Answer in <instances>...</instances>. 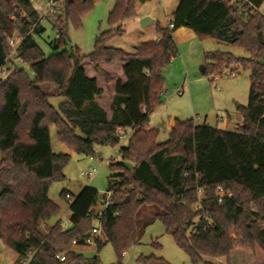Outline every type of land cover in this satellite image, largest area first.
I'll return each mask as SVG.
<instances>
[{
    "label": "trees",
    "instance_id": "16d2710c",
    "mask_svg": "<svg viewBox=\"0 0 264 264\" xmlns=\"http://www.w3.org/2000/svg\"><path fill=\"white\" fill-rule=\"evenodd\" d=\"M138 1L147 0H114L108 24L132 16ZM94 2L61 0L62 13L50 25L56 33L51 43L55 51L44 56L35 38H26L17 54L32 77L18 68L0 80V242L15 252V264H98L96 257L86 259L73 250L89 237L91 209L98 197L94 188L83 187L68 201V227L59 218L48 224L59 213L48 188L64 179L62 169L69 160L68 154L52 152L49 128L55 127L58 142L85 155L92 154L94 144L116 146L129 129L127 145L118 150L121 161L109 164L114 172L108 177L111 204L98 218L100 233L116 255L138 243L136 216L140 209L153 207L154 219L192 264L205 257L223 258L224 264H264V16L251 7L264 6V0H179L171 28L158 27L157 40L137 43L133 53L106 46L122 33L118 25L98 34L92 51L80 55L76 47L65 48L68 27L79 29ZM13 3L34 19L25 0H0V67L9 52L7 37L23 26L9 19ZM179 27L198 39L213 38L248 54L209 52L211 63L203 69L218 75L240 64L249 70L248 101L238 106L241 121L235 131L174 120L168 139L158 143L159 129L147 126L161 102L162 69L177 54L172 33ZM84 59L91 64L122 63L125 81H115L109 119L95 101L101 91L95 78L86 76ZM105 77L107 83L112 81ZM45 84L55 85L64 98L57 108L42 90ZM76 129L84 139L74 136ZM218 188L230 196H218ZM65 192L60 196L65 198ZM233 237L242 244L236 246ZM95 243L97 249L102 245L99 238ZM62 253L64 259L59 260ZM138 261L168 264L154 256Z\"/></svg>",
    "mask_w": 264,
    "mask_h": 264
},
{
    "label": "rangeland",
    "instance_id": "374dc122",
    "mask_svg": "<svg viewBox=\"0 0 264 264\" xmlns=\"http://www.w3.org/2000/svg\"><path fill=\"white\" fill-rule=\"evenodd\" d=\"M178 2L179 0L138 1L132 16L119 24L109 25L107 16L114 5V0H95L91 10L82 16L81 27L79 29L68 27V40L65 48L76 47L80 55H87L92 51L95 37L98 34L108 29H116L119 25L122 33L108 39L105 45L118 48L125 53H133V45L141 41L159 38L157 28L168 26ZM144 18L149 21L145 25H141V20ZM179 29L189 31L191 34L177 39V54L162 69L164 85L161 102L150 114L147 126L159 129L158 143L168 139L170 130L168 125L171 119L178 121L192 119L196 124H203L206 120V124L216 126V128H222L229 123L232 126L231 130L235 131L237 124L241 121L238 106H246L248 101L249 70L240 64H231L218 75L203 73V69L211 63V59L207 56L209 52H227L234 57H247L248 54L238 46L218 42L213 38L198 39L186 27H179L173 33ZM55 37V31L47 23L44 25V31L35 37V42L44 56L55 51L51 45ZM114 61H117V64L108 68L106 64L109 63L91 64L87 59H84L82 67L88 75L93 72L100 81H104L108 85L116 78L119 73L118 67L121 65L120 61ZM22 68L31 78L32 73L28 65H23ZM108 71L112 73H108ZM106 75L111 77V82H106ZM99 85L102 86V84ZM41 88L49 95V103L54 108L64 101V98L58 94L55 85L45 84ZM177 92H181V94L179 95ZM221 116L223 120L219 121ZM173 125L174 121L171 127ZM130 133V130H126L116 146L94 144L92 154L85 155L78 154L65 144L58 142L55 127L49 128L52 152L69 155V160L62 169L64 179L52 181L47 193L48 197L58 205V218L62 222L69 220L68 201L72 200L83 187L89 186L97 191L98 203L94 205V208L96 210L100 208V193L107 190L108 177L114 174L109 164L121 161L118 150L127 145ZM87 172H91L92 175L88 178L81 176V173ZM62 190L69 192L71 198L66 199L60 196ZM155 212L156 209L153 207L140 209L136 216L138 243L124 250L121 257L116 255L110 243L105 242L101 233L92 236V242L89 245L75 248V250H79L86 259L96 257L98 264H115L117 262L120 264H141L138 261L140 256L162 258L168 264H192L185 252L175 244L172 236L164 231L162 223L154 219ZM98 238L102 242L99 249L96 248L95 243ZM233 242L236 246L242 243L234 237ZM155 243L159 246L156 247ZM15 258V252L0 242V264H15ZM207 262L224 264V259L205 257L199 264H207Z\"/></svg>",
    "mask_w": 264,
    "mask_h": 264
},
{
    "label": "built area",
    "instance_id": "2783aa9c",
    "mask_svg": "<svg viewBox=\"0 0 264 264\" xmlns=\"http://www.w3.org/2000/svg\"><path fill=\"white\" fill-rule=\"evenodd\" d=\"M61 0H25V2L31 6L34 11V19L31 18V15L28 11L21 5H15L14 14L9 17L13 22H20L23 26H20L19 29L15 30L13 34L7 37V45L9 52L6 58V62L3 66L0 67V80H5L12 71L22 68L23 65H27L23 62L22 58L17 54L18 48L25 41L26 38H35L37 36L36 31L40 28H44V25L52 24L62 13ZM230 3H233L235 0H227ZM246 2V1H244ZM251 5V4H250ZM253 10L262 16H264V6L256 7L251 5ZM25 25V26H24ZM171 24H168V27L171 28ZM57 40V39H56ZM23 69V68H22ZM179 95L181 92H177ZM123 134L121 135V137ZM91 172L81 173L82 177H90ZM113 195V189H108L100 193L99 204L100 208L96 210L94 206L92 207V227L89 233V237L84 240V243H91V237L97 236L100 233V224L98 218L106 212V209L111 204V199ZM201 195V193H199ZM218 196H230V193H224L220 188L217 189ZM65 198L70 199L71 195L69 192H65ZM98 202L96 201L95 205ZM64 227H68V221L63 222ZM124 253V252H123ZM122 253V254H123ZM59 260L64 259V253L57 256Z\"/></svg>",
    "mask_w": 264,
    "mask_h": 264
},
{
    "label": "crops",
    "instance_id": "0c3cea01",
    "mask_svg": "<svg viewBox=\"0 0 264 264\" xmlns=\"http://www.w3.org/2000/svg\"><path fill=\"white\" fill-rule=\"evenodd\" d=\"M189 34H191L189 31H181L180 29L177 30L176 32H174L172 34V36H173V40H174L175 44L177 42V39H180L182 36H189ZM133 47H134V45H133ZM115 64H117V61H113V62H111L109 64H106V65H107L108 68H110L111 66H113ZM120 64L121 65H119V67H118L119 73H117V76H116L115 79L113 78L114 76L112 75L113 76L112 78L114 79V81L112 83H109L108 85H106L104 81H100L99 77L95 76L92 71H91L92 73L90 75H88L86 73V71L84 70L87 77H89V78H95V80H96L97 88L101 91V95L99 97H97L95 99V101L104 110L107 119H109L110 116H111V111L109 109V106H110V103H111V101L113 99V95H114L115 81H117V80H120L121 82H124L125 81L124 75L122 73V63H120ZM108 73H112V72L111 71H108ZM100 82H102V83H100ZM99 84H102V86L99 85ZM141 111L142 112L144 111V107L143 106L141 107ZM222 118L223 117L221 116L219 118V121H222L223 120ZM173 121H174V119H171L170 120L168 127L171 128V125H172ZM204 123L206 124V120H205V122H203V124ZM197 125H200V124H197ZM213 127H216V126H213ZM233 127H235V126H233ZM219 129H222V130H231L232 129V126H230L229 123H227V124L224 125V127L219 128ZM126 130H129V129H125L122 133H126ZM50 146H51V143H50ZM89 244L84 243L83 245L73 246V250L75 252H77V253H80V251L79 250H75V248L83 247V246L89 245Z\"/></svg>",
    "mask_w": 264,
    "mask_h": 264
},
{
    "label": "water",
    "instance_id": "95a60500",
    "mask_svg": "<svg viewBox=\"0 0 264 264\" xmlns=\"http://www.w3.org/2000/svg\"><path fill=\"white\" fill-rule=\"evenodd\" d=\"M148 21H149V19H147V18L142 19V20H141V25H145ZM74 136L77 137V138H79V139H84V138H85V136L82 135L81 132H80L78 129H76V130L74 131ZM123 165H124L126 168H130V167H131V163L126 162V161L123 162ZM57 219H58L57 216H51V217L49 218V220H48V224H49V225L54 224V223L57 221Z\"/></svg>",
    "mask_w": 264,
    "mask_h": 264
}]
</instances>
